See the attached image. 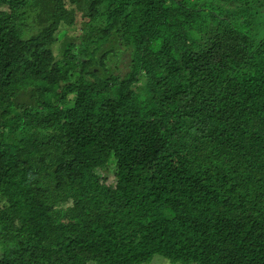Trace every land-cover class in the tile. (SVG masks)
Returning <instances> with one entry per match:
<instances>
[{"label": "trees", "instance_id": "16d2710c", "mask_svg": "<svg viewBox=\"0 0 264 264\" xmlns=\"http://www.w3.org/2000/svg\"><path fill=\"white\" fill-rule=\"evenodd\" d=\"M0 242L264 264V0H0Z\"/></svg>", "mask_w": 264, "mask_h": 264}, {"label": "rangeland", "instance_id": "374dc122", "mask_svg": "<svg viewBox=\"0 0 264 264\" xmlns=\"http://www.w3.org/2000/svg\"><path fill=\"white\" fill-rule=\"evenodd\" d=\"M78 22L79 21H77V23ZM59 29H60V31H65L67 34H71V35H78V33L80 32V27L77 24L75 26H66L64 24V25H61V27ZM61 37H62V35L58 39L60 40ZM59 40L55 44V47H54V53L55 54L58 53V48L60 46ZM115 60L117 62H115ZM127 60H128V58H125L124 56H120L119 58L113 56L112 60H111V64L110 63H108V64L112 68L113 72L119 73V74H124L125 71L127 70ZM70 98L74 99V95H71ZM72 104H73V100L70 102V105H72ZM113 168H114V162H110V169H113ZM109 172H110V175L113 177L114 176L113 171H109ZM1 249H2V245L0 242V253H1ZM91 264H95V263L91 262ZM148 264H170V263L165 258H163L162 256L156 255V256H154L152 261L149 262Z\"/></svg>", "mask_w": 264, "mask_h": 264}]
</instances>
